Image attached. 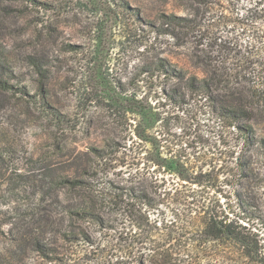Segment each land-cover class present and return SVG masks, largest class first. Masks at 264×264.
<instances>
[{"label":"rangeland","instance_id":"rangeland-1","mask_svg":"<svg viewBox=\"0 0 264 264\" xmlns=\"http://www.w3.org/2000/svg\"><path fill=\"white\" fill-rule=\"evenodd\" d=\"M258 9L255 0H0V264H45L32 243L44 232L64 255L85 249L61 239L71 222L61 219L68 214V201L60 200L68 185L60 189V183L76 178L89 148L107 136L117 142L109 174L123 165L135 168V157H159L157 175L167 184L181 183L206 206L243 218L236 187L221 168L225 147H240L242 140L209 121L204 100L182 96V88L171 93L166 76L148 68L165 59L189 72L190 53L205 49L227 57L229 66L231 58L250 57L251 80L264 83ZM171 14L194 21L183 41L167 36L162 15ZM45 100L73 122L58 123ZM107 104L118 105L126 117L108 115ZM85 116L91 130L82 129ZM134 130L147 141L141 148ZM255 130L264 135V124ZM173 171L197 177L182 182ZM183 191L167 203V221L174 209L189 212ZM243 193L241 221L264 245V176ZM101 214L103 227H80L102 262L125 243L117 233L130 222L111 208Z\"/></svg>","mask_w":264,"mask_h":264},{"label":"trees","instance_id":"trees-1","mask_svg":"<svg viewBox=\"0 0 264 264\" xmlns=\"http://www.w3.org/2000/svg\"><path fill=\"white\" fill-rule=\"evenodd\" d=\"M255 4L264 18V0H255ZM162 19L167 25V36L173 40L183 41L195 29L189 16L171 14L162 15ZM188 57L192 68L189 72L165 59L149 63L148 69L166 76L171 93L182 88V96L195 95L204 100L209 121L225 130V135L232 130L242 140L240 147H225L221 168L224 167L226 178L236 187L234 195L243 218L219 206H206L202 196L183 191L181 183L167 184L164 176L157 175L156 169L161 167L159 157L154 160L135 157L138 159L135 168L127 166L128 170H123V165L115 176L109 174L117 161L113 157L117 142L107 136L102 145L89 148L83 168L78 165V176L60 183V189L68 185L60 199L68 201V214L61 212V219L66 215L71 222L61 239L85 249L64 255L55 250V242L46 238L44 232L32 243L45 264H264V245L241 221L245 218L243 192H248L251 183L261 181L264 176V135L255 130V125L264 124V83L251 80V71L247 69L252 62L250 57L231 58L234 66H229L227 57L211 56L205 49H194ZM44 105L58 123L71 122L46 100ZM105 111L115 116L121 113L123 117L127 113L113 104H107ZM85 117L88 126L82 129L91 130V117ZM103 129L109 133L108 128ZM134 131L136 144L141 148L147 141ZM158 135L153 136L154 141ZM140 160H145L142 168ZM173 174L182 182L197 177L176 171ZM181 190L190 206L189 212L182 214L174 209L167 221V203H174V196ZM105 207L123 212L121 215L128 218L130 226L119 228L117 241L124 237L125 243L101 262L94 241L80 223L103 227L101 210Z\"/></svg>","mask_w":264,"mask_h":264}]
</instances>
